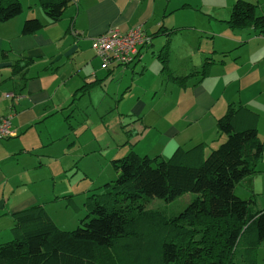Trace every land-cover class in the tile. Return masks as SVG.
Listing matches in <instances>:
<instances>
[{
    "label": "crops",
    "instance_id": "crops-1",
    "mask_svg": "<svg viewBox=\"0 0 264 264\" xmlns=\"http://www.w3.org/2000/svg\"><path fill=\"white\" fill-rule=\"evenodd\" d=\"M234 1L213 3V10L200 12L205 5L200 0H75L56 22L48 23L46 15L41 16L46 25L35 33H22L29 17L23 12L0 22V116L11 115L12 130L0 139V220L7 221L8 232L13 213L45 206L48 193H55L58 156L52 149L63 131L72 128L76 113L88 107L96 108L101 117L117 109L124 132L130 130L125 137L130 148L148 138L151 145L145 149L162 157L178 146L213 140L216 119L230 102L257 112L258 133L259 127L264 129V33L224 23ZM248 1L264 15V0ZM135 24L151 36L139 46L136 60L117 65L121 71L115 65L102 68L92 39L109 27L126 31ZM160 28L180 29L171 34L169 43L174 75L200 70L208 55L216 63L203 78L190 76L185 86L167 79L161 66L152 63L158 62L153 53L165 43V35H153ZM148 63L154 79L142 84L136 78L146 74ZM83 85L87 87L78 94ZM149 87L155 90L152 95ZM256 169L247 179L256 205L264 207V200L257 201L264 198V151Z\"/></svg>",
    "mask_w": 264,
    "mask_h": 264
},
{
    "label": "trees",
    "instance_id": "trees-1",
    "mask_svg": "<svg viewBox=\"0 0 264 264\" xmlns=\"http://www.w3.org/2000/svg\"><path fill=\"white\" fill-rule=\"evenodd\" d=\"M73 1L38 0L48 23L59 20ZM22 12L19 0H0V22ZM224 23L264 33V15L248 0H235ZM45 25L37 17L27 18L22 33H35ZM167 30L153 34L165 35L164 45L153 55L166 78L183 86L190 76L203 78L216 63L209 55L198 71L184 76L170 71V36L180 29ZM139 46L126 66L136 60ZM258 119L246 105L230 102L216 119L215 140L220 143L209 152L208 142H199L178 146L168 158L141 156L130 144L125 155L111 159L116 177L86 197V215L75 229L58 227L41 204L13 213L12 239L0 242V264H258L264 207L256 205L255 194L244 199L235 193L242 180L258 172L263 156ZM186 192L195 196L176 214L145 206L149 199L172 201Z\"/></svg>",
    "mask_w": 264,
    "mask_h": 264
},
{
    "label": "rangeland",
    "instance_id": "rangeland-1",
    "mask_svg": "<svg viewBox=\"0 0 264 264\" xmlns=\"http://www.w3.org/2000/svg\"><path fill=\"white\" fill-rule=\"evenodd\" d=\"M19 1L22 5L23 13L27 14L29 16L28 18H40L44 15L38 0ZM227 1L228 0H200V3L203 2L205 4L202 5L200 12L213 10L211 7V4L213 3L216 6L217 4H224ZM229 1L233 2L234 0ZM217 9H219L218 11L220 12L224 10L222 8ZM181 21L183 22L184 19L176 22ZM110 28L116 29L119 33H125L127 31H120L117 27H109L108 29ZM200 44L204 47V39H202ZM240 48L246 50L247 46H241ZM203 56L205 57V55ZM158 62L153 60L152 63L160 67L161 64ZM115 69L120 68L117 66ZM154 75V68L149 64L146 74L141 78L136 79L144 84L146 81L151 82L154 79ZM129 78L128 81H130ZM152 88H148L147 92L149 95H152L155 92ZM170 90V87L167 86V91L170 92ZM80 93L81 91H78V94ZM158 96L159 93L156 94V97ZM88 99L89 98L86 96L84 101L86 102ZM87 109L88 110L84 109V112L76 113V117L71 123V125H73L72 128L68 127V129L63 131L62 137H59L60 139L57 141V146L52 149L56 151L58 156V164L54 168L56 182L54 189L55 193H53V191L48 193L44 207L51 215L56 225L67 230L75 229L78 226L79 219L86 215L87 211L84 202L88 194L91 192H97L101 189L100 186L104 182L113 180L116 177V173L111 165V159L113 157L118 158L125 155L128 152V145L131 142L125 141L127 134L124 132V127H122L117 109L111 111L107 116H103L104 114H102V117L100 116L101 114H97L96 108L94 111L91 107H88ZM258 134L260 138H264V129L262 130L261 127H259ZM215 139L216 138L208 142L209 146L206 147L207 152H209L211 147H215L220 143H217V140ZM125 142V147H123ZM150 145L151 140L145 138V140H140L135 144L134 150L141 156L146 154L154 156L153 153L149 154L152 150H149V148L145 149ZM45 148L47 153L51 152L49 145ZM165 155L167 157L164 158L170 156L169 153H165ZM51 186L52 185L49 184V187ZM235 193L244 199L251 196V190L247 178L242 180L241 183L236 186ZM69 195H71V197H68ZM194 196V193L186 192L172 201H166L161 198H152L149 199L145 206L147 208H160L166 214L173 215L188 204ZM262 200H264V198H257V201ZM0 222L5 223V226L2 225L3 228L0 229V242L12 239L10 229V232L6 229L7 221L0 220ZM257 256L258 264H264L263 245L258 248Z\"/></svg>",
    "mask_w": 264,
    "mask_h": 264
},
{
    "label": "built area",
    "instance_id": "built-area-1",
    "mask_svg": "<svg viewBox=\"0 0 264 264\" xmlns=\"http://www.w3.org/2000/svg\"><path fill=\"white\" fill-rule=\"evenodd\" d=\"M149 37L143 32L142 26L136 24L125 33L110 28L92 39L91 47L101 58V66L125 65L131 62L138 53V46L148 42ZM12 134L11 115L0 117V139Z\"/></svg>",
    "mask_w": 264,
    "mask_h": 264
},
{
    "label": "clouds",
    "instance_id": "clouds-1",
    "mask_svg": "<svg viewBox=\"0 0 264 264\" xmlns=\"http://www.w3.org/2000/svg\"><path fill=\"white\" fill-rule=\"evenodd\" d=\"M178 146V145H177Z\"/></svg>",
    "mask_w": 264,
    "mask_h": 264
}]
</instances>
